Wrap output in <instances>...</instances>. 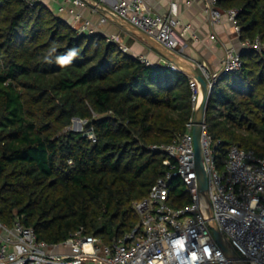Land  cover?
<instances>
[{
    "label": "trees",
    "instance_id": "16d2710c",
    "mask_svg": "<svg viewBox=\"0 0 264 264\" xmlns=\"http://www.w3.org/2000/svg\"><path fill=\"white\" fill-rule=\"evenodd\" d=\"M217 7L240 11L241 41L264 44V0ZM241 59L212 88L206 123L221 152L238 145L263 157L264 49ZM191 80L101 34L78 36L45 2L0 0V222L20 220L48 244L81 230L124 239L140 223L134 204L166 173V156L149 147L171 144L194 116ZM75 119L96 141L70 130Z\"/></svg>",
    "mask_w": 264,
    "mask_h": 264
},
{
    "label": "built area",
    "instance_id": "2783aa9c",
    "mask_svg": "<svg viewBox=\"0 0 264 264\" xmlns=\"http://www.w3.org/2000/svg\"><path fill=\"white\" fill-rule=\"evenodd\" d=\"M25 1L30 5L56 4L58 16L70 17L71 28L78 36L94 35L109 23V16L100 11L104 10L138 28L175 55L183 38L192 30V26L179 17L176 3L171 4L167 14H160L154 12L146 0ZM86 9L100 14L97 22L84 17ZM206 13L212 25H219L226 17L241 37L238 9L222 11L217 7V0H210ZM106 38L130 54V48L120 35ZM241 44V52L226 50L218 71H213L205 62H192V67L209 88L212 89L223 76L241 69L242 52L264 49L259 37ZM137 58L147 66L158 65L145 56ZM162 65L179 70L168 60ZM190 86L195 115L201 88L193 77ZM193 131L194 116L186 132L171 144L149 147L166 156L163 161L166 173L145 199L134 204L140 223L124 239L106 244L81 230L61 244H48L40 241L34 229L24 226L20 220L12 226L0 222V264H233L214 239L206 218L196 170ZM85 135L96 141L92 130ZM199 144L220 233L246 264H264V156L238 145L221 152L222 141L214 140L206 120L200 126ZM178 190L181 196H174ZM181 202L183 204L179 205Z\"/></svg>",
    "mask_w": 264,
    "mask_h": 264
},
{
    "label": "crops",
    "instance_id": "0c3cea01",
    "mask_svg": "<svg viewBox=\"0 0 264 264\" xmlns=\"http://www.w3.org/2000/svg\"><path fill=\"white\" fill-rule=\"evenodd\" d=\"M209 1L146 0L153 11L160 14H167L171 8V4L176 3L178 5L179 17L183 23L192 26L191 32L187 33L183 38L176 56L190 65L194 61L205 62L213 71H218L226 50L234 49L241 52L242 41L236 34L234 25L226 17L222 18L219 25H212L210 23L209 15L206 13V5ZM84 17L97 22L100 14L92 13L90 9H86ZM62 18L69 23L72 21L66 15H62ZM96 34H101L105 37L120 35L123 42L130 48L132 56H145L153 64L162 65L163 61L167 60L152 49L144 39L115 21L110 20Z\"/></svg>",
    "mask_w": 264,
    "mask_h": 264
},
{
    "label": "water",
    "instance_id": "95a60500",
    "mask_svg": "<svg viewBox=\"0 0 264 264\" xmlns=\"http://www.w3.org/2000/svg\"><path fill=\"white\" fill-rule=\"evenodd\" d=\"M102 13L109 16L112 21L117 22L118 24L128 28L132 31L135 35L137 34L139 37L144 39L152 49L157 51L161 56L166 58L170 63H172L175 67H177L182 72L188 74L189 76L193 77L198 81L201 88V96H200V103L194 115V145H195V158H196V170L197 176L199 181V190L203 200L204 211L206 214V218L209 223V227L213 233L214 239L219 244V246L224 251L226 257L233 263V264H246L232 249L229 243L224 239L222 234L220 233L217 223L214 219L213 209L209 197V189H208V180L206 171L203 165L202 154L200 150L199 144V130L200 126L206 120V113L209 107V104L212 99L213 89L209 88L206 81L202 78V76L192 67V65L185 63L175 54L167 51L160 43L156 40L139 30L138 28L132 26L128 22L121 20L115 17L113 14L108 13L104 10H100ZM91 123L86 124V128H89ZM87 136V135H85Z\"/></svg>",
    "mask_w": 264,
    "mask_h": 264
},
{
    "label": "rangeland",
    "instance_id": "374dc122",
    "mask_svg": "<svg viewBox=\"0 0 264 264\" xmlns=\"http://www.w3.org/2000/svg\"><path fill=\"white\" fill-rule=\"evenodd\" d=\"M61 1V0H60ZM49 8H50V10L55 14V15H57L58 16V12H57V8H58V6L56 5V4H52V3H50V5H49ZM60 17H62V16H60ZM86 122H84V121H79V120H77V119H75L74 121H73V124H72V126H71V128H70V130L71 131H73V132H75V133H83V132H85V130H86ZM88 132V131H87ZM86 133V132H85ZM230 243V245H232L231 244V242H229ZM235 252H236V254L238 255V256H240L241 257V254L237 251V250H235Z\"/></svg>",
    "mask_w": 264,
    "mask_h": 264
},
{
    "label": "clouds",
    "instance_id": "9594fccd",
    "mask_svg": "<svg viewBox=\"0 0 264 264\" xmlns=\"http://www.w3.org/2000/svg\"><path fill=\"white\" fill-rule=\"evenodd\" d=\"M75 55H76V51L75 50H72V51H70V53L67 56L61 57L59 59V63H61V64H67V63H69V61L71 60V58L73 56H75Z\"/></svg>",
    "mask_w": 264,
    "mask_h": 264
}]
</instances>
